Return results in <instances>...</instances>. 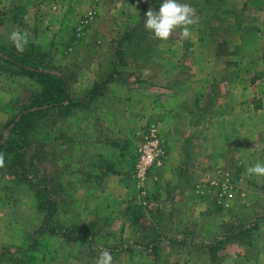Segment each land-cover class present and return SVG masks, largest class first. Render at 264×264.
<instances>
[{
	"label": "rangeland",
	"instance_id": "rangeland-1",
	"mask_svg": "<svg viewBox=\"0 0 264 264\" xmlns=\"http://www.w3.org/2000/svg\"><path fill=\"white\" fill-rule=\"evenodd\" d=\"M182 2L196 9L191 37L162 41L144 27L161 0H0V45L17 51L8 36L26 31L80 99L22 133L58 221L89 230L37 233L33 185L6 164L0 264H95L105 249L113 264H264V177L246 172L264 162V0ZM37 89L0 58V135ZM150 123L164 156L142 181L133 164Z\"/></svg>",
	"mask_w": 264,
	"mask_h": 264
},
{
	"label": "trees",
	"instance_id": "trees-1",
	"mask_svg": "<svg viewBox=\"0 0 264 264\" xmlns=\"http://www.w3.org/2000/svg\"><path fill=\"white\" fill-rule=\"evenodd\" d=\"M155 1L157 3L159 0ZM0 58L14 70L33 78L38 86L32 97L20 106L17 113L5 125V134L0 135V153L4 154V165L13 164L19 178L33 185L36 206L42 214L36 232L63 236H70L77 230L89 232L83 224L72 223L64 226L58 221L55 216L56 197L52 195L48 181L43 176L34 174L27 166V141L22 133V130L32 127L30 123L32 119L48 108L69 111L79 104V97L72 96L68 75L44 65L40 60L41 53L34 52L30 47L19 53L13 48L0 45Z\"/></svg>",
	"mask_w": 264,
	"mask_h": 264
},
{
	"label": "clouds",
	"instance_id": "clouds-1",
	"mask_svg": "<svg viewBox=\"0 0 264 264\" xmlns=\"http://www.w3.org/2000/svg\"><path fill=\"white\" fill-rule=\"evenodd\" d=\"M139 2V0H138ZM144 27L150 31L154 38L166 41L172 34L180 29L179 35L182 39H189L191 32L190 25L198 23L196 9L182 0H161L158 9L148 8L144 13ZM8 39L13 43L19 53L26 50L29 43L28 33L26 31H12ZM4 166V154L0 153V167ZM250 176L264 177V162L257 161L246 169ZM95 264H113V257L108 250H101L95 259Z\"/></svg>",
	"mask_w": 264,
	"mask_h": 264
},
{
	"label": "built area",
	"instance_id": "built-area-1",
	"mask_svg": "<svg viewBox=\"0 0 264 264\" xmlns=\"http://www.w3.org/2000/svg\"><path fill=\"white\" fill-rule=\"evenodd\" d=\"M93 11H87L81 18L78 33H81L82 27L91 20ZM163 140L161 138L159 127L156 123H150L144 131L142 140L137 149L133 164V175L137 180H144L149 168L159 166L163 161Z\"/></svg>",
	"mask_w": 264,
	"mask_h": 264
},
{
	"label": "crops",
	"instance_id": "crops-1",
	"mask_svg": "<svg viewBox=\"0 0 264 264\" xmlns=\"http://www.w3.org/2000/svg\"><path fill=\"white\" fill-rule=\"evenodd\" d=\"M207 72H209V70L207 71ZM206 72V73H207ZM226 72V69H224V73ZM213 75H214V73L212 74V73H207V77H206V79H208V81H210L211 79H212V77H213ZM217 75H219V73H217ZM238 76H239V74H238V72H236L235 74H234V78H235V80H237L238 79ZM205 77V76H204ZM240 78V77H239ZM142 95H145L143 92H141V93H139L138 94V97L139 98H142ZM117 96V95H116ZM138 98V99H139ZM138 113H139V115L142 117V111H144L143 110V108H142V104H140V106L137 108V110H136ZM192 131H193V129H191ZM159 132H160V128H159Z\"/></svg>",
	"mask_w": 264,
	"mask_h": 264
}]
</instances>
